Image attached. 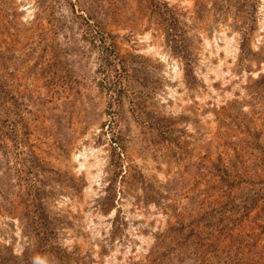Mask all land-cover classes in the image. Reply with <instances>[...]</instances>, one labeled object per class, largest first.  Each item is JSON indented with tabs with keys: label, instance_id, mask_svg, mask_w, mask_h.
<instances>
[{
	"label": "rangeland",
	"instance_id": "1",
	"mask_svg": "<svg viewBox=\"0 0 264 264\" xmlns=\"http://www.w3.org/2000/svg\"><path fill=\"white\" fill-rule=\"evenodd\" d=\"M0 264H264V0H0Z\"/></svg>",
	"mask_w": 264,
	"mask_h": 264
},
{
	"label": "bare ground",
	"instance_id": "2",
	"mask_svg": "<svg viewBox=\"0 0 264 264\" xmlns=\"http://www.w3.org/2000/svg\"><path fill=\"white\" fill-rule=\"evenodd\" d=\"M89 156H93L94 157L93 158L94 159L93 162L89 161ZM74 158L78 161L79 170L86 169V168H89V167H97L98 168V165H100V159L98 158V156L95 154V152L93 150L91 151L90 154L87 153L86 151L80 152L78 155H75ZM96 173H98V171ZM96 173L92 174V178L97 177Z\"/></svg>",
	"mask_w": 264,
	"mask_h": 264
}]
</instances>
